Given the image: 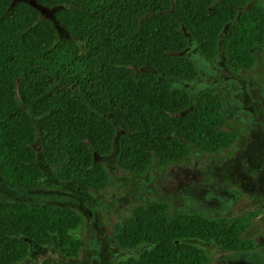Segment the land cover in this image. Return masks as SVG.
<instances>
[{
    "label": "trees",
    "instance_id": "obj_1",
    "mask_svg": "<svg viewBox=\"0 0 264 264\" xmlns=\"http://www.w3.org/2000/svg\"><path fill=\"white\" fill-rule=\"evenodd\" d=\"M55 8L53 20L26 1L0 0V176L11 188L44 186L42 164L63 182L108 193L116 180L95 162L115 151L121 171L143 176L194 151L232 148L243 132L229 126L221 96L190 92L165 76L193 81L196 61L214 60L224 34L226 68H254L264 48V5L254 0H35ZM248 7V8H247ZM161 75H164L162 77ZM167 200L135 204L114 224L116 264H210L188 240L250 252L244 236L259 210L211 216L202 210L168 215ZM75 208L0 196V264L25 261L31 247L80 258ZM82 229V228H81Z\"/></svg>",
    "mask_w": 264,
    "mask_h": 264
},
{
    "label": "rangeland",
    "instance_id": "obj_2",
    "mask_svg": "<svg viewBox=\"0 0 264 264\" xmlns=\"http://www.w3.org/2000/svg\"><path fill=\"white\" fill-rule=\"evenodd\" d=\"M17 1L38 8L41 19L53 20L55 8L44 7L35 0H14ZM251 4L264 5V0H254ZM223 35L219 39L218 55L211 61L197 53L194 41L188 37L190 44L184 53L196 61L199 75L195 80L161 76L188 90L192 99L203 89L221 96L229 126H241L243 130L235 145L216 154L194 151L185 161L165 168L153 164L143 176L118 169L115 151L107 157L96 156L95 162H103L116 180L114 189L108 193L90 190L76 181L57 180L54 169L42 164V159L38 163L45 173L41 188H11L0 176L3 199L72 207L84 217L82 229L74 232L84 241L80 258L63 256L55 247L33 245L25 261L17 264H116L129 252L116 245L114 224L129 216L133 205L160 199L168 201V215L180 210H202L211 216H230L259 210L260 215L244 234L246 238H256L259 247L254 251L231 252L212 242L188 241L212 258L210 264H264V48H254L257 61L253 69L232 73L225 65Z\"/></svg>",
    "mask_w": 264,
    "mask_h": 264
}]
</instances>
